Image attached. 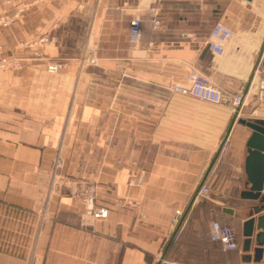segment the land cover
Instances as JSON below:
<instances>
[{"label":"crops","instance_id":"crops-1","mask_svg":"<svg viewBox=\"0 0 264 264\" xmlns=\"http://www.w3.org/2000/svg\"><path fill=\"white\" fill-rule=\"evenodd\" d=\"M28 3L0 28L4 54L26 61L0 70V207L37 220L35 264H264V190L250 196L262 161L250 158L246 125L264 126V0H0V14ZM150 7L162 21L155 32ZM135 17L146 31L138 48L128 38ZM217 22L237 33L221 56L208 45ZM41 37L56 42L18 50ZM34 50L43 59L32 61ZM46 59L69 65L47 78ZM192 70L252 107L221 149L236 109L172 92ZM58 158L57 175L96 187L91 225L68 191L42 211ZM214 220L234 227L238 250L210 241Z\"/></svg>","mask_w":264,"mask_h":264},{"label":"built area","instance_id":"built-area-1","mask_svg":"<svg viewBox=\"0 0 264 264\" xmlns=\"http://www.w3.org/2000/svg\"><path fill=\"white\" fill-rule=\"evenodd\" d=\"M15 0H5V4H11ZM43 1V0H40ZM31 4H26L20 11L12 16L0 14V27H9L15 23L19 17V13H23L26 9H29ZM149 13L153 16L151 21V31L155 32L162 27V21L160 20L159 9L157 7H150ZM145 28L143 26L142 19L135 17L130 21L128 38L129 44L133 48H138L143 44L145 36ZM235 31L228 25L217 22L210 34L209 50L214 56H221L225 53V45L235 37ZM56 42L54 37H41L31 43H21V48H43L49 47ZM155 45L154 41L147 43V48L152 49ZM37 59H43L42 52L34 50ZM94 62V61H92ZM45 70L49 74H57L66 69L69 65L67 60H44ZM12 67L14 69H20L23 67V61L20 58L8 59L2 54V47L0 46V67ZM264 79V70L260 73ZM172 92L192 97L200 101L208 102L214 105H233L235 109H238L240 105L238 102L242 101V97H233L221 87L212 83L209 78L203 73L192 70L187 75L186 82L183 84H176L171 87ZM60 160H56L55 169H58ZM55 172V171H54ZM135 184V181L132 182ZM70 192L73 196L78 197L86 204V209L82 216L83 225H91L94 219L95 211L97 210V193L92 185L86 182H80L73 180L71 182ZM210 187L202 186L198 192V196L201 198H207L210 195ZM181 211H177L173 219V224L179 223ZM209 238L211 242L220 243L226 251H236L239 249V243L237 234L233 226L214 220L210 226Z\"/></svg>","mask_w":264,"mask_h":264},{"label":"rangeland","instance_id":"rangeland-1","mask_svg":"<svg viewBox=\"0 0 264 264\" xmlns=\"http://www.w3.org/2000/svg\"><path fill=\"white\" fill-rule=\"evenodd\" d=\"M29 9H26L25 11H27ZM11 26H9V27H11ZM9 27H6V28H9ZM0 28H4V27H0ZM235 33H236V31H235ZM20 44L18 45V50L24 49V48L20 47ZM0 46L2 47L3 56H5L8 59L20 58L23 61V67L20 69H23L25 67V63H26L25 59L19 57L16 54L12 55V56L5 55L4 54V46L2 44H0ZM31 60L35 61V60H41V59L36 58L35 51H34V54H33V57ZM31 60H29V61H31ZM90 60H91L90 61L91 65L96 63L95 58L92 57ZM92 61H94V62H92ZM44 67H45V65H44ZM8 68L13 69V70H20V69H14L10 66L6 67V68L0 67V70L2 71L5 69H8ZM60 73L49 74L45 70V75H47V78H49L51 76L54 77ZM258 80H259V78L257 77L256 81H258ZM45 81L46 80L43 81V85H45ZM214 83H216V82H214ZM219 87H221L223 90H225L226 92H228L231 96H233L235 98L238 96L242 97V95H239V94L234 95L231 91H229L226 88V86L224 84L219 86ZM43 95L46 96V93L44 92ZM248 102H249V100H248ZM232 107H233V105H232ZM251 108L252 107L241 105V106H239L238 109H236L235 114L238 112L240 115L249 116L252 114ZM59 160H60L59 167H58V169H55L56 164H54V171L62 169L63 165L61 164V159H59ZM55 163H56V161H55ZM47 180H48V185L46 186L45 191H44V202L42 205V211L46 210L48 208L49 200L51 199V197H54L55 194H57V192L64 193L65 191H68L71 194L70 187H71V182L73 181V180H71L69 182L67 177L61 176L60 173H58V175H57L56 172H53V174H51L49 172L47 174ZM76 181L88 183L87 181H84V180H77L76 179ZM132 182L133 181H131V184H132ZM67 183L70 186H67L66 185ZM132 185H134V184H132ZM93 188L96 191V187L93 186ZM96 193H97V191H96ZM83 204H84V211H85L86 204L84 202H83ZM2 209H3V207H0V264H35L36 257L38 254V250H36V242H37L36 221L37 220L35 218H33L32 214H28V213L22 212L20 210H17V211L14 210L15 212L11 211L12 213H10V211H8L6 213H2Z\"/></svg>","mask_w":264,"mask_h":264},{"label":"water","instance_id":"water-1","mask_svg":"<svg viewBox=\"0 0 264 264\" xmlns=\"http://www.w3.org/2000/svg\"><path fill=\"white\" fill-rule=\"evenodd\" d=\"M254 74H252L251 76L253 77ZM239 111V110H238ZM239 114L238 112L235 114L233 121L230 125V128L225 136V138L223 139L222 145L220 146V149L223 147L225 141L228 139V136L230 135V131L234 125V123L237 121ZM246 125L251 128L253 130V135L251 136L249 142H248V148L249 150V154H250V158L251 159H255L258 158L262 161V165H261V172H260V177L258 178V180H253V184H252V189L251 192H253L250 196H252L253 199H258L261 196V192L264 190V174H263V170H264V126H260L254 123H246ZM261 152L263 155H260ZM250 160V159H249ZM102 215V214H100ZM252 220L249 221L247 224L249 226L252 225ZM259 227L264 229V217L261 219ZM250 234V232H249Z\"/></svg>","mask_w":264,"mask_h":264},{"label":"bare ground","instance_id":"bare-ground-1","mask_svg":"<svg viewBox=\"0 0 264 264\" xmlns=\"http://www.w3.org/2000/svg\"><path fill=\"white\" fill-rule=\"evenodd\" d=\"M240 103H241V101H240V102H238V105H240Z\"/></svg>","mask_w":264,"mask_h":264}]
</instances>
